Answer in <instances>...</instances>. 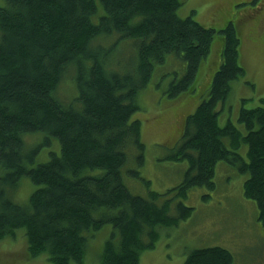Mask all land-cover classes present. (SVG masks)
Instances as JSON below:
<instances>
[{
	"label": "trees",
	"instance_id": "obj_1",
	"mask_svg": "<svg viewBox=\"0 0 264 264\" xmlns=\"http://www.w3.org/2000/svg\"><path fill=\"white\" fill-rule=\"evenodd\" d=\"M4 1L0 241L23 231L30 259L45 255L51 264H82L88 240L109 225L98 264H139L162 229L194 213L180 201L170 214L171 201L156 204L157 198L213 190L220 163L244 176V197L255 203L264 231V99L239 110L244 132L230 120L218 124L232 83L245 75L232 22L219 31L223 46L219 66L203 80L207 95L185 116L183 133L168 155L187 163L182 180L165 193L142 197L123 180L125 172L148 184L138 171L145 148L136 117L139 93L155 66L172 58L185 63V72L170 83L166 96L193 94L215 30L191 16L179 17V0ZM66 80L72 94L63 99L59 90ZM54 140L59 153L49 150L40 161ZM129 162L136 168L127 169ZM23 177L32 186L24 206L13 197ZM182 264H234V257L220 246L193 248Z\"/></svg>",
	"mask_w": 264,
	"mask_h": 264
},
{
	"label": "rangeland",
	"instance_id": "obj_2",
	"mask_svg": "<svg viewBox=\"0 0 264 264\" xmlns=\"http://www.w3.org/2000/svg\"><path fill=\"white\" fill-rule=\"evenodd\" d=\"M179 1L182 2L177 10L179 17L191 16L201 26L215 30V34L209 53L196 74L199 81L194 85L193 94L178 95L173 99L166 96L170 83L180 79L185 72V63L172 58L163 65L155 66L145 91L139 93L140 111L136 117L141 122L145 148L144 164L138 167V171L148 184L130 177L125 172L123 180L131 193L142 197H147L149 192L165 193L183 178L187 163L169 160L168 155L178 144L183 133L185 116L207 95L209 84L204 86L203 80L209 73L214 72L220 61L223 40L219 31L229 22H232L237 32L241 58L239 63L243 65L245 75L232 83V91L225 100L226 108L219 112V126L230 120L229 122L244 132V127L237 120L239 110L242 107H253L260 99H264V0ZM4 5L5 1L0 0V6ZM71 88L70 82L64 81L59 96L68 99L72 94ZM194 96L196 100H192ZM242 99L246 100L244 104ZM243 148L247 149V146L240 148L241 154L244 155L246 152H242ZM49 150L59 153L57 141L54 140L50 148H43L38 159L46 160ZM220 164L218 168L220 166L221 169L216 172V187L213 190L195 188L183 198L172 194L157 198L156 204L167 199L171 201L170 214H175V205L180 201L185 206L194 208V213L183 223L168 230L179 229L181 235L164 236V229L158 232L154 248L141 254L139 264H182L188 250L209 246L227 249L234 257V264H264V231L257 221L255 203L244 197V176L231 166L227 165L225 169V165ZM134 166L129 162L127 169L136 168ZM31 188L29 179L23 177L16 196H13L14 200L22 206L26 205ZM25 193V196H20ZM205 194L209 196L204 200ZM21 232H17L14 238L8 237L0 241V264H51L45 255L32 259L28 257L26 242ZM110 232L111 227L105 225L88 240L82 264H98ZM166 237L172 241L165 243Z\"/></svg>",
	"mask_w": 264,
	"mask_h": 264
},
{
	"label": "crops",
	"instance_id": "obj_3",
	"mask_svg": "<svg viewBox=\"0 0 264 264\" xmlns=\"http://www.w3.org/2000/svg\"><path fill=\"white\" fill-rule=\"evenodd\" d=\"M169 229H171V228H167L166 230H164V236H166V234H167L169 237H175V236H179L182 234V232L179 229H177L175 231H168ZM169 237H166V239H164L165 243H169L172 241L171 238H169Z\"/></svg>",
	"mask_w": 264,
	"mask_h": 264
},
{
	"label": "bare ground",
	"instance_id": "obj_4",
	"mask_svg": "<svg viewBox=\"0 0 264 264\" xmlns=\"http://www.w3.org/2000/svg\"><path fill=\"white\" fill-rule=\"evenodd\" d=\"M198 22V21H197ZM219 66V65H218ZM243 98V97H242ZM246 98V97H245ZM230 110V109H229ZM261 120V119H260ZM56 155V154H55ZM143 163V162H142ZM129 180H131V179H129ZM167 203V202H166ZM183 211V210H182ZM167 214V213H166ZM173 219V218H172ZM174 220V219H173Z\"/></svg>",
	"mask_w": 264,
	"mask_h": 264
}]
</instances>
